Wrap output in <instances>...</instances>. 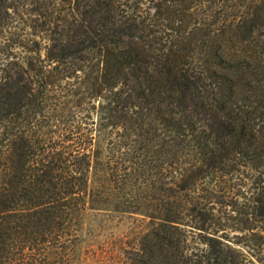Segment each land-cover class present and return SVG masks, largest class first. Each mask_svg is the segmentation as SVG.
Wrapping results in <instances>:
<instances>
[{
  "label": "trees",
  "instance_id": "obj_1",
  "mask_svg": "<svg viewBox=\"0 0 264 264\" xmlns=\"http://www.w3.org/2000/svg\"><path fill=\"white\" fill-rule=\"evenodd\" d=\"M49 1L46 46L0 61V264H83L124 216L123 264H247L228 184L258 176L264 224V0Z\"/></svg>",
  "mask_w": 264,
  "mask_h": 264
},
{
  "label": "rangeland",
  "instance_id": "obj_2",
  "mask_svg": "<svg viewBox=\"0 0 264 264\" xmlns=\"http://www.w3.org/2000/svg\"><path fill=\"white\" fill-rule=\"evenodd\" d=\"M11 1L13 9L8 16L4 38L1 40L0 61L12 56L10 47L14 44L16 47L13 54L18 57L28 56L27 50L30 48L43 49L46 46L45 30L48 29L46 16L49 11L55 12L54 5L49 0ZM49 3L51 5L48 10ZM256 179L257 175L246 171L239 176L235 175L228 184L236 209L228 221L230 239L235 247L244 246L247 264H264V224L256 220L257 217L253 219L249 215L253 212L249 199L256 187ZM217 206L220 209L221 205ZM146 224L141 218L128 216L115 220L90 219L83 264H123V256H127L131 248L138 245L140 232L145 231ZM248 227L254 230L246 229Z\"/></svg>",
  "mask_w": 264,
  "mask_h": 264
}]
</instances>
